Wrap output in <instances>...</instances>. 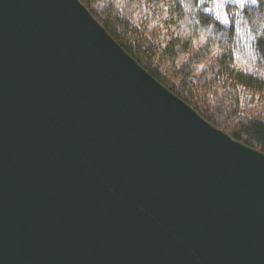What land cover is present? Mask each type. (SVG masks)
<instances>
[{"label": "water", "instance_id": "1", "mask_svg": "<svg viewBox=\"0 0 264 264\" xmlns=\"http://www.w3.org/2000/svg\"><path fill=\"white\" fill-rule=\"evenodd\" d=\"M0 264H264V153L80 0H0Z\"/></svg>", "mask_w": 264, "mask_h": 264}, {"label": "trees", "instance_id": "2", "mask_svg": "<svg viewBox=\"0 0 264 264\" xmlns=\"http://www.w3.org/2000/svg\"><path fill=\"white\" fill-rule=\"evenodd\" d=\"M80 1L162 85L213 126L264 153V0L229 6V25L204 0ZM239 58L254 70L237 67Z\"/></svg>", "mask_w": 264, "mask_h": 264}, {"label": "rangeland", "instance_id": "3", "mask_svg": "<svg viewBox=\"0 0 264 264\" xmlns=\"http://www.w3.org/2000/svg\"><path fill=\"white\" fill-rule=\"evenodd\" d=\"M204 1L208 5V12L214 15L219 21H221L225 25H229V20L227 17V9L229 6H236L237 8H243L248 4L246 0H204ZM215 56L216 55L213 54L211 57H209V59L203 64L202 68L207 66L211 61H213ZM236 66L250 72L254 70L253 65L247 63V61L243 58H239L237 60Z\"/></svg>", "mask_w": 264, "mask_h": 264}, {"label": "snow or ice", "instance_id": "4", "mask_svg": "<svg viewBox=\"0 0 264 264\" xmlns=\"http://www.w3.org/2000/svg\"><path fill=\"white\" fill-rule=\"evenodd\" d=\"M253 2H255V0H253Z\"/></svg>", "mask_w": 264, "mask_h": 264}]
</instances>
